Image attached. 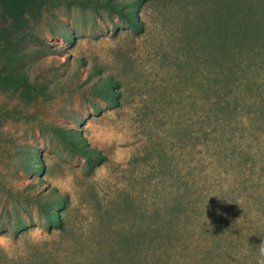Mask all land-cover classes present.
<instances>
[{"label": "rangeland", "instance_id": "obj_1", "mask_svg": "<svg viewBox=\"0 0 264 264\" xmlns=\"http://www.w3.org/2000/svg\"><path fill=\"white\" fill-rule=\"evenodd\" d=\"M126 1L30 0L17 23L0 3V235L27 250L17 261L0 254V264H70L87 245L126 236L167 243L166 264H255L264 240V145L258 129L235 123L247 119L246 108L232 112L231 125L208 115L211 67L193 39V18L208 0L137 2L141 32L127 21ZM212 1L214 9L228 2ZM107 76L117 103L100 90ZM134 103V154L121 168L87 132ZM75 135L104 159L82 155L67 139ZM101 166L114 183L103 181ZM65 168L77 177L74 196L50 183ZM49 190L66 195L61 227L49 220ZM184 207L192 218L182 232ZM170 219L175 230L165 237ZM37 227L50 240L33 246Z\"/></svg>", "mask_w": 264, "mask_h": 264}, {"label": "trees", "instance_id": "obj_2", "mask_svg": "<svg viewBox=\"0 0 264 264\" xmlns=\"http://www.w3.org/2000/svg\"><path fill=\"white\" fill-rule=\"evenodd\" d=\"M29 1L0 0V3L5 11L12 15L13 23H17L20 22V17L25 11L24 6ZM134 2L130 4L129 0L126 1L127 5H132L127 12V21L134 29L141 32L144 27L137 21V12L140 8L136 3H142L144 0H134ZM214 2L208 0L198 9L199 14H195L196 17L193 18L200 28L198 33L193 34V39H198L200 44L196 53L199 57L202 55L211 67V75L205 78L206 82H209L210 90V96L207 97L208 115L212 120L222 123L229 121L231 125L235 119L232 112L237 108H246L247 119H241L242 115H240L235 123L243 125L248 122V129H258V145L260 143L264 145V4L259 5L258 0H228L224 9H214ZM100 84V90H106L108 99L117 103L120 99V93L116 91L117 83L107 76ZM216 130L218 129H213V132L217 133ZM77 135L67 138L71 145L87 159L101 162L104 157L100 152L88 148ZM220 144V148L225 149L224 143L220 142ZM259 148L262 150L261 147ZM35 157L39 155L36 154ZM45 196L47 200L53 202V211L49 220L52 224L61 227L63 218L60 217L59 211L65 209L66 195L49 190ZM184 208L179 213V224L176 229L179 231L182 228V232L192 218V215L187 213L186 207ZM166 222L168 227L162 226L160 232L165 237H169L170 232H174L175 229L172 227L174 225H171L172 219ZM161 242L159 240L156 245L151 242L141 245L133 242L128 236L117 240L113 238L102 240L87 245L82 251L83 255L73 258L70 264H110L113 261H117L116 264H128L127 261L133 263L136 261L138 264L141 262L166 264L165 257L170 258L168 244ZM170 246L178 249L183 245L174 247L171 243ZM185 247L183 246L184 250ZM131 251L134 252V260L127 257Z\"/></svg>", "mask_w": 264, "mask_h": 264}, {"label": "clouds", "instance_id": "obj_3", "mask_svg": "<svg viewBox=\"0 0 264 264\" xmlns=\"http://www.w3.org/2000/svg\"><path fill=\"white\" fill-rule=\"evenodd\" d=\"M133 104L124 110V117H117L109 123L90 122L87 137L90 143H93L101 150L109 149L111 151V160L113 165L125 168L134 154L135 144V108ZM51 166V165H50ZM97 173L102 175L103 181L114 183V177L110 169L101 166ZM50 183L56 189L70 196H74L79 190L77 177L71 169L65 168L50 178ZM29 240L33 246L42 245L50 240V237L43 229L33 228L29 233ZM256 259L255 264H264V240L255 246ZM0 254H3L11 261H17L26 256L27 250L22 240L14 239L8 234L0 235Z\"/></svg>", "mask_w": 264, "mask_h": 264}]
</instances>
